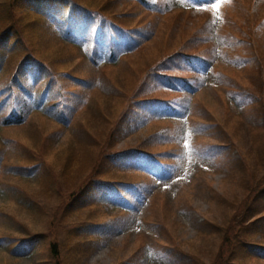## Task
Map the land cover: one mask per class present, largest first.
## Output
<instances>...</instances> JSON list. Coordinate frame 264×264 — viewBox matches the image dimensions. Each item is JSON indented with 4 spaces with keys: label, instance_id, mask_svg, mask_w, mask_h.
Returning a JSON list of instances; mask_svg holds the SVG:
<instances>
[{
    "label": "rangeland",
    "instance_id": "1",
    "mask_svg": "<svg viewBox=\"0 0 264 264\" xmlns=\"http://www.w3.org/2000/svg\"><path fill=\"white\" fill-rule=\"evenodd\" d=\"M3 1L0 44L11 27V45L21 38L15 52L27 50L7 63L3 81L31 52L56 78L70 73L99 89L60 77L69 99L61 103L74 104L72 118L53 121V109L24 112L23 124H0V264H264L255 247L264 245V0H217L216 7L187 11L152 0L166 10L160 13L135 0H75L152 35L101 67H91L85 50L31 19L21 3ZM183 51L212 62L201 73L200 59L196 67L181 64L179 74L197 81L195 92L181 83L175 93L152 91L155 80L146 74ZM74 94L82 98L74 101ZM166 99L170 111L160 112ZM137 149L148 156L134 155ZM126 151L117 162L110 156ZM122 164L127 171L115 167ZM29 167L36 168L32 175ZM103 181L114 182L106 206ZM95 223L102 227L91 229ZM26 238L36 239L31 252L14 253ZM53 240L68 252L61 247L53 255Z\"/></svg>",
    "mask_w": 264,
    "mask_h": 264
},
{
    "label": "trees",
    "instance_id": "2",
    "mask_svg": "<svg viewBox=\"0 0 264 264\" xmlns=\"http://www.w3.org/2000/svg\"><path fill=\"white\" fill-rule=\"evenodd\" d=\"M6 1L7 0L3 1L1 6H4ZM135 1L140 3L147 10H151L156 13L166 11L165 9H159L156 3L152 0ZM169 1L176 4V6H179L177 5L178 0ZM192 2H201V0H192ZM14 3H21L19 7H22L23 10L27 11V15L31 19L37 21V23L43 21L42 26L47 29L48 27H55L61 35L60 38L66 40L69 45L79 47L81 50L82 48H85L83 54H85L86 57L84 58L91 67H98L101 62L105 65L116 64L122 56L132 53L152 36L151 34L147 35L143 28L136 29V27L123 25L120 22L115 21L113 17L102 13L101 10L97 11L98 9H95V11H91L92 9H90V7H82L75 0H14L13 4ZM9 6L11 8L4 10V13L7 15H9V13H13L12 3H9ZM104 6L105 3L102 4L103 9H105ZM97 15L100 16V21L94 20ZM107 28H109V35L106 33ZM107 36H110V38L107 39ZM14 39L15 34L11 27L2 33L0 44V114L8 112V115H4V118L2 117L0 124L5 126L23 124L26 120L24 112L41 111L49 114L53 109H56L55 115H53L54 118H50L53 121H57L61 124L59 120L55 119L59 118L60 121L66 122L67 119L64 118L63 115L65 113L70 114L68 117L69 119L72 118L70 110L74 108V104L71 103L70 107L68 104L67 106H64L63 103H61L68 101L69 99L65 97V94L68 95V93H65V89L68 86H64L59 83V80L61 79L60 77L70 79L73 82H76V85H86V88H93L94 86L96 88V86L98 87V83L96 82L93 84L91 80L64 72L59 75L57 74L58 77L56 78L54 70L47 63L36 59L31 52H28L26 56L24 55L17 68L12 73L9 71V78H7L6 81H3L1 76L5 72L7 63L12 62L16 56L19 58V56L27 52L25 49H20L21 53H17L18 51L15 52L16 46L20 42L21 38L19 37L18 41L11 45V42ZM189 42H191V39L187 43ZM191 56H193V53L189 54L186 53V51H183L176 53L171 57L164 58L162 62L156 66L157 69L153 72H148L145 76L147 80H155L152 84L151 90L157 91V89H168L171 93H175L178 86L177 84H183V81H186L185 75L179 74V72L184 69L181 65L183 64L182 60L185 58H193ZM124 58L125 57H122V59ZM170 61H173V63L170 64ZM9 67L10 66H8V69ZM30 67L34 71H32ZM186 72L191 73L190 68H188ZM27 73H29V76L27 77H29L33 83H25L24 76ZM32 74H34V76ZM158 79H160V83L157 82ZM32 84L36 87V92L32 91ZM182 86L186 87L187 85ZM39 94H42L40 101L38 100V98H40ZM75 96L76 98L73 99L74 101L82 98L80 95ZM47 99H50L53 103L47 105L45 103ZM251 99L252 100L249 104L254 101L253 98ZM161 102L169 103L170 99H166ZM20 106H24V108L22 109ZM164 108L166 109L167 106ZM21 111L23 112L20 115L19 113H21ZM130 152L131 151H126L110 156L115 157L117 162V160H119L118 158H122L121 155H129ZM134 155L142 157L144 155L148 156L145 151L140 149H137ZM123 165L124 164L115 167L117 170L127 171L124 169ZM125 168L129 171H138V173L142 170L141 168L132 166H126ZM32 169L36 168L29 167L28 174L32 175V172L30 173ZM112 183L114 182L103 181L102 187L104 191H102L101 195H104L108 189H111L113 186ZM80 200L81 199H78V201ZM91 227V229H97L100 225L99 223H95L92 224ZM81 229H88V227H83ZM35 241V238H26L18 241L17 245L14 247L16 248L14 253L19 254L20 256H27L28 252H31V248L35 245ZM64 242H67V239ZM49 246L51 253L58 257L61 255V247L65 252H68L67 247L59 240L51 241ZM258 251L264 258V245H260Z\"/></svg>",
    "mask_w": 264,
    "mask_h": 264
},
{
    "label": "snow or ice",
    "instance_id": "3",
    "mask_svg": "<svg viewBox=\"0 0 264 264\" xmlns=\"http://www.w3.org/2000/svg\"><path fill=\"white\" fill-rule=\"evenodd\" d=\"M213 6L216 7V6H218V4H214Z\"/></svg>",
    "mask_w": 264,
    "mask_h": 264
}]
</instances>
